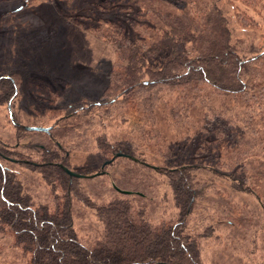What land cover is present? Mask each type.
<instances>
[{"label": "trees", "instance_id": "obj_1", "mask_svg": "<svg viewBox=\"0 0 264 264\" xmlns=\"http://www.w3.org/2000/svg\"><path fill=\"white\" fill-rule=\"evenodd\" d=\"M236 1L102 0L73 17L113 44L118 61L102 100L78 109L72 127L27 131L38 126L16 115L21 77H0V106L7 105L18 138L47 139L40 164L0 139V225L17 253L10 264H207L204 250L221 243L222 231L233 249L252 253L251 243L257 249L263 229L257 221L264 219V50L236 41L235 25L250 17ZM180 46L184 55L153 67L164 50ZM94 133L101 168L126 161L129 173L137 172L130 176L134 191L114 186L117 196L97 200L83 189L89 176L64 171L72 170L68 138ZM17 167L42 176L50 189L46 202L26 188ZM134 186L144 187V196ZM245 196L256 201L258 215ZM76 202L95 213V235L76 230ZM4 259L0 250V264Z\"/></svg>", "mask_w": 264, "mask_h": 264}, {"label": "rangeland", "instance_id": "obj_2", "mask_svg": "<svg viewBox=\"0 0 264 264\" xmlns=\"http://www.w3.org/2000/svg\"><path fill=\"white\" fill-rule=\"evenodd\" d=\"M100 1L33 0L27 5L26 0H0V77L11 76L12 73L21 77V94L14 109L23 125L51 128L58 123L72 127L77 123L73 116L78 109L102 100L109 86V76L118 61L115 46L99 38L88 26L73 20V17L78 18L80 14L85 16L89 8ZM249 2V6L242 0L235 2L241 10L245 9L246 14H250V17L246 15V24L235 25V39L242 41L245 46L251 47L253 44V48L262 51L264 0ZM65 16L72 18L69 20ZM185 53L184 46L177 49L168 47L153 67L159 68L173 55ZM55 93L58 95L55 96ZM96 130L98 133L103 131L101 127H96ZM17 134L10 121L7 105L0 106V139L10 147H18L15 149L22 151L27 159L39 163L43 145L47 143L46 137L31 133L18 138ZM96 135L94 133L78 141L73 137L68 138V145H72L70 168L90 177L82 180L83 189L97 200L102 195L117 196L119 193L114 186L125 193L134 191L130 185L134 178L130 176L137 172L129 173L130 164L126 161H119L106 169L101 168L104 161L97 149ZM73 141L76 143L72 144ZM221 152L225 156L229 155L226 150ZM17 170L21 171L26 188L35 194L37 200L46 202L50 189L42 176L24 167H17ZM101 172L104 175L100 176ZM224 185L228 187L226 182L220 183L223 188ZM135 188L138 195L144 196V187ZM157 190L156 194L162 196L166 187L160 186ZM145 194L151 198L147 192ZM213 198L222 201L216 195ZM245 198L247 209L258 215L256 201L250 196ZM74 214L75 228L80 236L91 237L98 232V221L92 210L76 202ZM257 222L263 226L261 234L256 238L257 249L254 243H251L252 253L237 249L238 244L233 249L231 242L224 237L226 232L222 231L221 243L211 241L204 250L207 264H264V219L259 216ZM251 232L256 234L255 231ZM248 239H251L250 236ZM12 246L10 234L2 231L0 225V250L7 259H4L6 264H10L17 255Z\"/></svg>", "mask_w": 264, "mask_h": 264}, {"label": "water", "instance_id": "obj_3", "mask_svg": "<svg viewBox=\"0 0 264 264\" xmlns=\"http://www.w3.org/2000/svg\"><path fill=\"white\" fill-rule=\"evenodd\" d=\"M27 131L29 132H44V133H48L50 131L51 128H43V127H26L25 128ZM109 163V162H108ZM64 171L71 177L74 178H83L84 176L73 171L70 170L68 168H64ZM160 264V263H159Z\"/></svg>", "mask_w": 264, "mask_h": 264}]
</instances>
